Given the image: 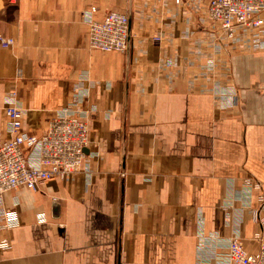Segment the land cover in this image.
<instances>
[{
    "label": "crops",
    "instance_id": "crops-1",
    "mask_svg": "<svg viewBox=\"0 0 264 264\" xmlns=\"http://www.w3.org/2000/svg\"><path fill=\"white\" fill-rule=\"evenodd\" d=\"M205 5L0 0V35L13 39L0 46V138L10 91L26 133L76 98L89 138L78 172L0 198V212H18L0 230V264H226L232 236L258 251L264 21L227 37ZM92 6L95 18L127 14L126 51L89 46Z\"/></svg>",
    "mask_w": 264,
    "mask_h": 264
},
{
    "label": "built area",
    "instance_id": "built-area-1",
    "mask_svg": "<svg viewBox=\"0 0 264 264\" xmlns=\"http://www.w3.org/2000/svg\"><path fill=\"white\" fill-rule=\"evenodd\" d=\"M205 15L227 37L239 27L263 23L264 0H205ZM92 6L84 12L89 29V46L94 49L126 51L129 46V18L126 13L108 11L100 18ZM13 44L11 37L0 35V46ZM16 93L10 91L4 106L9 136L0 138V198L19 187L32 190L52 178H66L78 172L88 144V126L79 112L72 108L73 100L55 114L40 135L28 134L22 129L24 111L17 103ZM245 184L257 186L250 177ZM258 208L252 209V218L264 226V195L257 196ZM18 218L14 209L0 212V230L9 228ZM259 233H256L258 236ZM7 237L0 238V248L8 249ZM226 264H264V241L257 252L247 251L238 236L229 239Z\"/></svg>",
    "mask_w": 264,
    "mask_h": 264
}]
</instances>
